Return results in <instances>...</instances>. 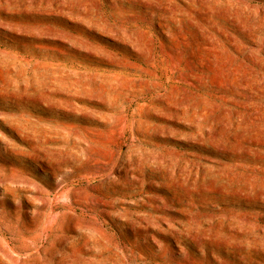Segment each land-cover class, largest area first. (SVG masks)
I'll use <instances>...</instances> for the list:
<instances>
[{
  "label": "rangeland",
  "instance_id": "1",
  "mask_svg": "<svg viewBox=\"0 0 264 264\" xmlns=\"http://www.w3.org/2000/svg\"><path fill=\"white\" fill-rule=\"evenodd\" d=\"M0 264H264V0H0Z\"/></svg>",
  "mask_w": 264,
  "mask_h": 264
}]
</instances>
